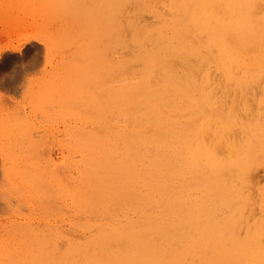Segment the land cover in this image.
Masks as SVG:
<instances>
[{"label":"bare ground","instance_id":"bare-ground-1","mask_svg":"<svg viewBox=\"0 0 264 264\" xmlns=\"http://www.w3.org/2000/svg\"><path fill=\"white\" fill-rule=\"evenodd\" d=\"M0 29V264H264V0H0Z\"/></svg>","mask_w":264,"mask_h":264},{"label":"rangeland","instance_id":"rangeland-1","mask_svg":"<svg viewBox=\"0 0 264 264\" xmlns=\"http://www.w3.org/2000/svg\"><path fill=\"white\" fill-rule=\"evenodd\" d=\"M4 30L3 29H0V33H1V35H5L4 34ZM29 45V44H28ZM36 45V47H37V50L36 49H31V50H29V51H23V52H21V53H17V54H19V55H21V57L25 60V58L27 59V60H25V61H28V60H30V59H32L33 57H35V56H38L40 59H41V62H43V60H44V47H43V45L42 44H40V43H36L35 44ZM29 47V46H28ZM36 51V52H35ZM32 52V53H31ZM38 52V53H37ZM24 56V57H23ZM32 57V58H31ZM41 66H39L38 68H37V70H34V74L33 75H38L39 74V72H40V70H41ZM40 69V70H39ZM12 69L11 68H8L7 69V71H6V73H10V71H11ZM0 97L1 98H4V99H6V106L7 107H12L13 106V104H12V101H17V102H21V104H22V106H26L27 107V101L25 100V99H23V94L22 93H18V94H14V93H9V92H7V91H5V90H3V89H0ZM78 122V123H77ZM73 125H74V127H75V129H77V128H79L81 125H82V123L81 122H79V121H74L73 122ZM40 126V125H39ZM53 128H55V126H50V124H47L46 122H44L43 124H42V126H40V129H42L43 131H45L46 132V135H44L45 136V139H47V141H48V145L52 148V152H53V154H54V157L55 158H59L60 156H61V152H62V148L64 147L63 146V144L62 143H59L58 142V144H57V142H55L54 144L52 143L53 142V140H52V138L49 136V134H50V132H51V130L53 129ZM41 138V137H40ZM23 139V138H22ZM29 139H31L33 142H34V140H35V142H36V140L37 139H39V138H29ZM44 139V140H45ZM59 139H61L60 137H59ZM38 141V140H37ZM62 144V145H61ZM56 152V153H55ZM256 178H257V180H259L261 183H264V169H261V170H259L257 173H256ZM30 256V254L28 253V257Z\"/></svg>","mask_w":264,"mask_h":264}]
</instances>
